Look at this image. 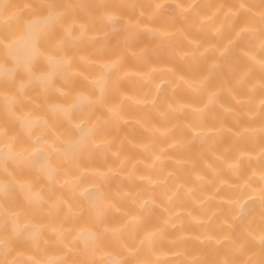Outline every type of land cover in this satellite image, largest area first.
Instances as JSON below:
<instances>
[{
	"label": "bare ground",
	"instance_id": "1",
	"mask_svg": "<svg viewBox=\"0 0 264 264\" xmlns=\"http://www.w3.org/2000/svg\"><path fill=\"white\" fill-rule=\"evenodd\" d=\"M0 264H264V0H0Z\"/></svg>",
	"mask_w": 264,
	"mask_h": 264
}]
</instances>
